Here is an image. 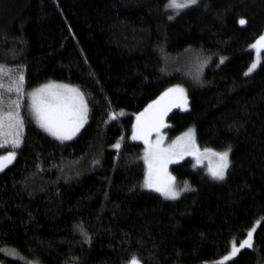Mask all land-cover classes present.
<instances>
[{
  "label": "trees",
  "instance_id": "trees-1",
  "mask_svg": "<svg viewBox=\"0 0 264 264\" xmlns=\"http://www.w3.org/2000/svg\"><path fill=\"white\" fill-rule=\"evenodd\" d=\"M167 4L0 0V64L23 67L25 91L75 86L90 109L67 142L23 110V145L0 173V264H218L253 228L257 251L224 264H264V50L245 75L264 0H198L175 16ZM187 55L198 78L175 66ZM176 85L188 107L168 115V138L193 128L200 148H231L230 167L214 181L180 162L171 173L192 190L167 200L143 189V146L129 136L132 115Z\"/></svg>",
  "mask_w": 264,
  "mask_h": 264
},
{
  "label": "snow or ice",
  "instance_id": "snow-or-ice-1",
  "mask_svg": "<svg viewBox=\"0 0 264 264\" xmlns=\"http://www.w3.org/2000/svg\"><path fill=\"white\" fill-rule=\"evenodd\" d=\"M197 4L198 0H168L166 7L173 9L178 15L180 11ZM169 19H173V16H169ZM239 24L245 25L246 20L240 19ZM252 48L257 52L264 49V35L259 37ZM257 66V63H252L245 75L252 73ZM24 85L25 75L22 66L13 70L0 64V149H3L5 145L11 147L7 155L0 156V172H4L16 159L17 152L23 145L21 130L25 126V116L22 114L25 109L26 95ZM27 99L29 116L44 132L61 142L72 140L88 121L89 104L85 93L79 88L66 84L48 83L27 93ZM187 103L183 88L179 86L169 88L136 117V124L132 130V139L142 140L145 145L143 159L146 167L142 187L159 193L167 200H178L184 192L192 190L187 183L183 187H178L175 177L168 172V165L178 163L185 155L194 156L197 162L202 156L214 158L216 162H210L209 172L211 178L216 181L225 180L226 172L230 167L231 148L222 152L205 148L201 152L195 143L192 129L171 144L167 146L163 144L160 130L167 127L164 121L165 116L172 107H185ZM153 133L159 137L155 142L150 139ZM114 147L119 149L120 144L117 143ZM99 163V160L94 161V164ZM76 230L83 237L84 243H91V236L82 223L76 226ZM255 232V228L248 231L247 238L238 242V247L237 242H234L231 253L225 255L218 264L232 260L243 249H250L255 253L257 251L254 245ZM129 264H142V262L133 256Z\"/></svg>",
  "mask_w": 264,
  "mask_h": 264
},
{
  "label": "rangeland",
  "instance_id": "rangeland-1",
  "mask_svg": "<svg viewBox=\"0 0 264 264\" xmlns=\"http://www.w3.org/2000/svg\"><path fill=\"white\" fill-rule=\"evenodd\" d=\"M169 11H171V13L175 16V15H177V14H175V11L173 10V9H171V8H167ZM181 12V11H180ZM261 35H264V31H263V33L261 34ZM259 39V38H258ZM257 39V40H258ZM256 40V41H257ZM256 41L254 42V43H252L250 46H249V49L251 50H253V48H252V45L253 44H255L256 43ZM264 49H261L260 50V53L263 51ZM260 53L259 52H257V50L256 49H254V61H253V63H257L258 64V62H259V59H260ZM199 57H190L189 55H187L186 57H182L176 64L177 65H175L177 68H179V69H182V70H184L186 73H188L189 75L191 74L193 77H196V74L198 75L199 73H200V71L202 70V69H200L201 67H200V65H201V62H199L198 63V59ZM196 78H198V77H196ZM5 83H7V81H5ZM48 83H55V84H66V83H62V82H56V81H49V82H46V83H44V84H41V85H39V86H37V87H34V88H32V89H30V90H26L25 91V110L27 111V114H28V110H27V103H28V99H27V93H30V92H32L33 90H35V89H37V88H39V87H41V86H43V85H45V84H48ZM66 85H69V84H66ZM69 86H72V85H69ZM177 86H179V85H176V86H172V87H170V88H175V87H177ZM72 87H75V86H72ZM179 87H181V88H183L184 90H185V88L183 87V86H179ZM77 88V87H76ZM168 90V89H167ZM166 90V91H167ZM185 94H186V90H185ZM186 96H187V94H186ZM13 98H15L14 96H13ZM158 99V98H157ZM156 99V100H157ZM151 104V103H150ZM187 107H188V103H187V105L185 106V107H172L171 108V110L167 113V115L165 116V118H164V121H165V124H166V119H167V117H168V115L172 112V111H174V110H181V111H185L186 109H187ZM144 111V110H143ZM143 111H141V112H143ZM141 112H139V113H137V114H133L132 116H133V123H132V128H131V133H130V136H129V140L130 141H133V142H140L141 144H142V146H143V151H142V162H143V165H144V172H145V164H144V159H143V157H144V151H145V145H144V143H143V141L142 140H139V139H137V140H133L132 139V130H133V126L136 124V117L141 113ZM23 114V113H22ZM29 115V114H28ZM30 117V116H29ZM31 118V117H30ZM31 120H32V122H33V124L36 126V127H38L39 129H41L36 123H35V121L31 118ZM85 126V125H84ZM83 128H81V130H82ZM190 129H192L193 130V128H189V129H187L186 131H184L183 133H181V134H179L178 136H176V137H174V138H171V139H169L168 138V136H167V132H166V127H164V128H162L161 130H160V136H162L163 137V144L165 145V146H167V145H169V144H171L173 141H175L178 137H181V136H183L185 133H187ZM42 130V129H41ZM80 130V131H81ZM43 131V130H42ZM21 133H22V130H21ZM46 133V132H45ZM47 134V133H46ZM79 134V133H78ZM77 134V135H78ZM193 134H194V130H193ZM76 135V136H77ZM50 136V135H49ZM76 136L73 138V139H75L76 138ZM52 137V136H51ZM54 138V137H53ZM159 137H157V135H156V133H153L152 134V136L150 137V139L153 141V142H155V140L156 139H158ZM72 139V140H73ZM194 139H195V135H194ZM57 140V139H56ZM59 141V140H58ZM67 141H71V140H67ZM67 141H63V142H67ZM195 143H196V141H195ZM197 144V143H196ZM5 146H8V145H5ZM4 146V147H5ZM199 147V146H198ZM199 149H200V151L201 152H203V150L205 149V148H200L199 147ZM213 151H216V150H214V149H212ZM226 150H228V149H225V150H222V151H226ZM222 151H216V152H222ZM3 155H7V152L6 153H3L2 155H0V156H3ZM184 160H189L190 161V163H191V166H192V168H199V169H202L203 171H204V173L205 174H207L210 178H211V176H210V172H209V167H210V162L211 163H215L216 161H215V159L214 158H212V157H209V156H202L201 157V159H200V161L199 162H197V160H196V158L194 157V156H191V155H185L182 159H180L179 160V162L178 163H173V164H169L168 165V172L172 175V173H171V168L173 167V166H175V165H177V164H179L180 162H182V161H184ZM229 160H230V154H229ZM12 164V163H11ZM10 164V165H11ZM9 165V166H10ZM1 173V172H0ZM173 176V175H172ZM174 177V176H173ZM212 179V178H211ZM143 180H144V176H143ZM214 181H216V180H214ZM176 183V182H175ZM142 185H143V181H142ZM177 185V184H176ZM184 185V184H183ZM183 185L182 186H179V187H183ZM189 185V184H188ZM143 189L144 190H146V191H151V190H149V189H147V188H144L143 187ZM151 192H154V191H151ZM189 192V191H188ZM154 193H156V192H154ZM185 193H187V192H184L183 194H185ZM156 194H158V195H160L159 193H156ZM182 194V195H183ZM161 196V195H160ZM161 197H163V196H161ZM164 198V197H163ZM129 264V263H128Z\"/></svg>",
  "mask_w": 264,
  "mask_h": 264
}]
</instances>
